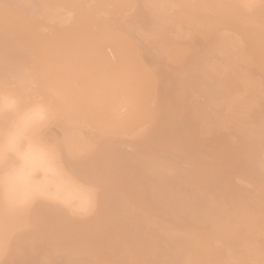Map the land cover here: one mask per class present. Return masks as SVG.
I'll list each match as a JSON object with an SVG mask.
<instances>
[{
	"label": "bare ground",
	"instance_id": "bare-ground-1",
	"mask_svg": "<svg viewBox=\"0 0 264 264\" xmlns=\"http://www.w3.org/2000/svg\"><path fill=\"white\" fill-rule=\"evenodd\" d=\"M28 260L264 264V0H0V264Z\"/></svg>",
	"mask_w": 264,
	"mask_h": 264
},
{
	"label": "rangeland",
	"instance_id": "rangeland-1",
	"mask_svg": "<svg viewBox=\"0 0 264 264\" xmlns=\"http://www.w3.org/2000/svg\"><path fill=\"white\" fill-rule=\"evenodd\" d=\"M67 156H68V153L66 154ZM70 156V155H69ZM71 157V156H70ZM29 262H31L32 263V261H30V260H28ZM56 261H58V260H56ZM63 262V261H62ZM18 264H25L24 262H20V263H18ZM32 264H35L34 262L32 263Z\"/></svg>",
	"mask_w": 264,
	"mask_h": 264
}]
</instances>
